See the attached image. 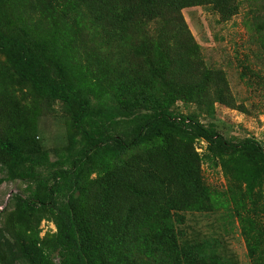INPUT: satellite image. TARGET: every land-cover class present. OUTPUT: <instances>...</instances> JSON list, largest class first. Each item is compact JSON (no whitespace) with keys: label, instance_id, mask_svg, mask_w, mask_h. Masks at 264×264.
Wrapping results in <instances>:
<instances>
[{"label":"trees","instance_id":"16d2710c","mask_svg":"<svg viewBox=\"0 0 264 264\" xmlns=\"http://www.w3.org/2000/svg\"><path fill=\"white\" fill-rule=\"evenodd\" d=\"M52 1L77 52L52 17L35 37L19 27L16 7L6 14L15 31L6 33L0 24V168L5 173L0 184H25L26 195L14 196L18 209L27 215L46 212L56 232L48 241L37 233H17L14 243L5 241L0 264H219L218 257L202 255L199 245L180 244L176 231L183 225L180 213L211 202L194 140L245 185L252 200L242 235L252 264H264V225L257 224L264 218V197L257 195L264 148L253 138L230 142L213 124L200 121L202 114L214 116L216 104L237 106L223 73L204 63L181 14L209 5L225 23L247 8L252 31L247 52L260 64L264 0ZM38 8L24 5L26 11ZM81 56L95 62L99 76L83 71L76 62ZM251 64L248 58L237 60L239 77L246 84L253 81L250 90L264 100V74L251 71ZM22 85L71 113L76 136L54 161L25 143L20 130L25 110L16 93ZM177 104L193 105L196 112L179 113ZM135 151L140 155L134 163L124 161ZM86 172L98 178L84 192Z\"/></svg>","mask_w":264,"mask_h":264},{"label":"rangeland","instance_id":"374dc122","mask_svg":"<svg viewBox=\"0 0 264 264\" xmlns=\"http://www.w3.org/2000/svg\"><path fill=\"white\" fill-rule=\"evenodd\" d=\"M24 5L39 8L26 11ZM15 7L21 11L19 27L24 26L25 34L31 37H35L40 26L51 17L54 18L55 26L59 24L60 13L52 0H6L5 3H0V24L6 33L15 31L14 26L6 19V14ZM181 14L204 63L209 69L223 73L237 106L232 108L216 104L214 116L202 114L200 121L206 125L213 124L230 142L253 138L264 148V100L261 93H252L250 90L253 81L246 84L240 79L237 66V60L248 58L252 63L249 69L264 74V63L254 62L247 52L251 49L249 42L252 37L247 8H242L238 15L225 23L220 21L218 14L209 5L188 8ZM59 30L63 39L69 43L71 40V46L77 52V45L69 38V31L65 30L63 33L60 24ZM70 36L76 41L82 39L72 33ZM76 62L83 66V71H93L100 75L99 67L94 61L81 56ZM102 91L105 93L106 90H101L100 93ZM16 93L25 110L20 124L25 143L29 148L39 147L41 151H45L51 161L56 160L68 148L70 139L76 136L71 128L70 111L60 102L37 98L29 85L17 86ZM176 109L182 114L196 112L193 105L177 104ZM192 146L199 156L201 179L211 194V202H205V207L199 206L202 208L200 210L192 208L189 212L180 213L183 225L176 226L180 244L199 245L202 255L218 257L219 264H252L242 235L243 219L251 207V196H248L245 185L233 177L232 170L225 171L220 164L208 158L203 142L194 140ZM139 155L135 151L134 154L125 156L124 161L134 163ZM4 176L5 173L0 168V179ZM84 177L82 186L86 192L91 181L98 178V175L96 172H86ZM262 182L258 198L264 197V178ZM25 187L20 182L3 181L0 184V259L6 249L5 241H10L11 245L15 235L23 230L37 233L42 241L50 240L56 232L46 212L27 215L18 209L14 196L26 195ZM257 224L264 225V218Z\"/></svg>","mask_w":264,"mask_h":264}]
</instances>
